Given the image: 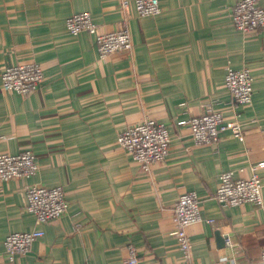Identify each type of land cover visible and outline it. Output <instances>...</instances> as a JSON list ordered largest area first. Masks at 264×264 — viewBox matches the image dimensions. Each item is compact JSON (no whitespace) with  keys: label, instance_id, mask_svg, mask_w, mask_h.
Masks as SVG:
<instances>
[{"label":"crops","instance_id":"obj_1","mask_svg":"<svg viewBox=\"0 0 264 264\" xmlns=\"http://www.w3.org/2000/svg\"><path fill=\"white\" fill-rule=\"evenodd\" d=\"M240 0H159L161 13L138 18L119 0H0V77L7 67L38 64L44 81L30 96L0 89V155L32 153L39 172L0 181V264L5 238L39 229L43 237L13 264H124L127 247L140 264H255L264 247L263 208L220 207L219 176L248 179L264 163V30L242 35L231 8ZM264 8V0H257ZM87 13L100 34L127 26L133 49L98 59L95 36H71L65 21ZM227 69H247L250 107H239L223 87ZM208 110L225 123L237 119L243 138L221 135L196 146L177 125ZM152 120L171 137L163 163L150 173L119 148L117 137ZM64 189L68 212L37 227L25 213L29 186ZM195 193L204 220L188 229L191 258L174 237L172 208ZM229 236L233 253L217 246Z\"/></svg>","mask_w":264,"mask_h":264},{"label":"built area","instance_id":"obj_2","mask_svg":"<svg viewBox=\"0 0 264 264\" xmlns=\"http://www.w3.org/2000/svg\"><path fill=\"white\" fill-rule=\"evenodd\" d=\"M130 3L140 19L158 17L161 13L159 0H119V8L125 11ZM257 3V0H240L230 10L229 20L235 30L244 36L264 30V8L259 7ZM125 23L127 17L118 31L100 34L90 15L82 13L68 18L65 27L67 33L74 37L82 33L95 36L96 53L98 59L103 60L117 53L132 52L133 44ZM43 81V71L38 64L7 67L1 72L0 89L3 92L30 96L39 90ZM223 87L237 106L242 108L251 106L253 79L247 69L238 71L227 69ZM177 125L189 130L191 141L196 146L217 144L224 133H229L234 139L243 138L242 124L237 119L225 123L219 111L208 110L198 117L180 121ZM117 138L119 148L138 164L145 174L150 173L154 165L166 160L171 141L165 125L152 120L127 128ZM262 166L264 163L252 167L248 179L235 180L232 172L222 173L214 193L217 204L222 208L238 207L243 204L263 208V186L258 174V169ZM38 170L37 159L30 152L16 156L0 155L1 182L30 179L37 175ZM23 211L34 216L37 227L59 219L68 212L64 189L38 185L27 187ZM200 212L198 197L193 192L180 196L172 208V221L176 228L174 237L185 260H190L192 251L188 229L204 222L212 223L211 220H204ZM42 237L43 232L39 229L8 235L3 243L8 264L14 263L16 255L28 253L32 245ZM235 246L231 238L226 236L225 247L233 253ZM127 254L124 264H140L133 245L127 247ZM230 263L235 264L233 259ZM255 264H264V247L259 261Z\"/></svg>","mask_w":264,"mask_h":264},{"label":"water","instance_id":"obj_3","mask_svg":"<svg viewBox=\"0 0 264 264\" xmlns=\"http://www.w3.org/2000/svg\"><path fill=\"white\" fill-rule=\"evenodd\" d=\"M215 238H216L217 246L219 248L225 247V240H226L225 236L223 237V236H221V233L216 232L215 233Z\"/></svg>","mask_w":264,"mask_h":264}]
</instances>
